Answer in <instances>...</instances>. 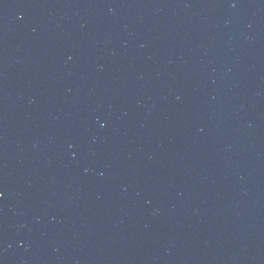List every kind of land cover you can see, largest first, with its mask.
Returning <instances> with one entry per match:
<instances>
[{
  "label": "water",
  "instance_id": "1",
  "mask_svg": "<svg viewBox=\"0 0 264 264\" xmlns=\"http://www.w3.org/2000/svg\"><path fill=\"white\" fill-rule=\"evenodd\" d=\"M0 264H264V0H0Z\"/></svg>",
  "mask_w": 264,
  "mask_h": 264
},
{
  "label": "snow or ice",
  "instance_id": "2",
  "mask_svg": "<svg viewBox=\"0 0 264 264\" xmlns=\"http://www.w3.org/2000/svg\"><path fill=\"white\" fill-rule=\"evenodd\" d=\"M0 195H2V194H0Z\"/></svg>",
  "mask_w": 264,
  "mask_h": 264
}]
</instances>
